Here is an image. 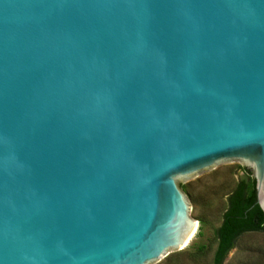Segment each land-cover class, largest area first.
<instances>
[{
	"label": "water",
	"instance_id": "obj_1",
	"mask_svg": "<svg viewBox=\"0 0 264 264\" xmlns=\"http://www.w3.org/2000/svg\"><path fill=\"white\" fill-rule=\"evenodd\" d=\"M228 162L264 214V0H0V264H158Z\"/></svg>",
	"mask_w": 264,
	"mask_h": 264
},
{
	"label": "rangeland",
	"instance_id": "obj_2",
	"mask_svg": "<svg viewBox=\"0 0 264 264\" xmlns=\"http://www.w3.org/2000/svg\"><path fill=\"white\" fill-rule=\"evenodd\" d=\"M241 177L253 179L247 170L228 162L180 181L189 218L196 222L197 228L183 250L170 253L158 264H213L218 242L216 230L221 225L227 198ZM223 264H264V228L242 234Z\"/></svg>",
	"mask_w": 264,
	"mask_h": 264
},
{
	"label": "trees",
	"instance_id": "obj_3",
	"mask_svg": "<svg viewBox=\"0 0 264 264\" xmlns=\"http://www.w3.org/2000/svg\"><path fill=\"white\" fill-rule=\"evenodd\" d=\"M263 228L264 214L255 204L253 179L241 177L227 198V207L221 225L216 230L218 242L213 264H223L242 234L260 232Z\"/></svg>",
	"mask_w": 264,
	"mask_h": 264
}]
</instances>
